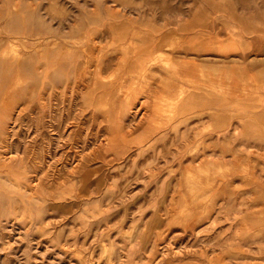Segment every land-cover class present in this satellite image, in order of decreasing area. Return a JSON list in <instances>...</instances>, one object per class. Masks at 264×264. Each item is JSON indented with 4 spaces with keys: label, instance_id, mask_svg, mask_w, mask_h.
I'll return each instance as SVG.
<instances>
[{
    "label": "rangeland",
    "instance_id": "1",
    "mask_svg": "<svg viewBox=\"0 0 264 264\" xmlns=\"http://www.w3.org/2000/svg\"><path fill=\"white\" fill-rule=\"evenodd\" d=\"M0 264H264V0H0Z\"/></svg>",
    "mask_w": 264,
    "mask_h": 264
},
{
    "label": "bare ground",
    "instance_id": "2",
    "mask_svg": "<svg viewBox=\"0 0 264 264\" xmlns=\"http://www.w3.org/2000/svg\"><path fill=\"white\" fill-rule=\"evenodd\" d=\"M61 24V23H60ZM68 25H69V22H68ZM55 26V25H54ZM74 26V25H73ZM75 27H76V25H75ZM113 27V26H112ZM58 28H59V26H58ZM57 28V29H58ZM77 28V27H76ZM113 28H115V27H113ZM55 29H56V27H55ZM74 29V28H73ZM117 29H118V27H117ZM82 29H80L79 30V32L81 31ZM116 30V29H115ZM119 30V29H118ZM59 31H61L62 32V30H59ZM65 32H67V31H65ZM117 32V31H116ZM130 32V31H129ZM54 33V32H53ZM84 33V32H83ZM87 33V32H86ZM55 35V34H54ZM81 35V34H80ZM129 35V34H128ZM50 36V35H49ZM76 36V35H75ZM82 37V36H81ZM129 37V36H128ZM67 38V37H66ZM75 38V37H74ZM77 38V37H76ZM92 38V37H91ZM95 38V37H94ZM52 39V38H51ZM54 39V38H53ZM56 39V38H55ZM58 39V38H57ZM61 39V38H60ZM59 39V40H60ZM78 39V38H77ZM85 39V38H84ZM87 39V38H86ZM165 39H166V35H163V36H161L160 37V39L158 40V41H156V45L157 46H164L165 44H164V42H165ZM49 40V39H48ZM75 40V39H74ZM91 40V39H90ZM128 40V39H127ZM146 41H148L147 39H145ZM62 41V40H61ZM70 41V40H69ZM186 41V40H185ZM197 41V40H196ZM206 41V40H205ZM47 42V41H46ZM83 42H84V40H83ZM188 43H190L189 41H187ZM64 43H65V41H64ZM80 43H81V41H80ZM88 43V42H87ZM66 44V43H65ZM58 45H60V44H58ZM77 45H79L78 43H77ZM193 45H195L194 44V42H193ZM74 46V45H73ZM131 46V45H130ZM199 46V45H198ZM203 46V45H202ZM205 46V45H204ZM44 47V46H43ZM47 48V47H46ZM61 48V47H60ZM75 48H77L76 46H75ZM90 48V47H89ZM43 49H45V48H43ZM65 49V48H64ZM128 49V48H127ZM130 49V48H129ZM233 49V48H232ZM56 50V49H55ZM61 50V49H60ZM63 50V49H62ZM92 50H94V49H92ZM126 50V49H125ZM157 50V49H156ZM226 50V45L222 48V51H225ZM229 50H231V49H229ZM45 51V50H44ZM52 51V50H51ZM50 51V52H51ZM56 51H59L58 49L56 50ZM86 51H87V49H86ZM90 51H91V49H90ZM90 51H87V52H90ZM160 51V50H159ZM165 51V50H164ZM43 52V51H42ZM49 52V53H50ZM62 52H64V51H62ZM93 52V51H92ZM137 52V51H136ZM150 52V51H149ZM172 52V51H171ZM53 54H54V50H53V52H52ZM57 53V52H56ZM68 53H70V52H68ZM73 53V52H72ZM79 53H81V52H79ZM128 53V52H127ZM129 53H130V51H129ZM46 54V53H45ZM53 54H51V56L53 55ZM58 54V53H57ZM67 54V53H66ZM74 54V53H73ZM73 54H70V55H73ZM118 54V53H117ZM47 55H48V53H47ZM89 55V54H88ZM91 55H92V53H91ZM128 55V54H127ZM40 56V55H39ZM50 56V57H51ZM59 56V55H58ZM60 56H61V54H60ZM75 56V55H74ZM119 56V55H118ZM150 56V55H149ZM153 56V55H152ZM38 57V56H37ZM49 57V56H48ZM49 57V58H50ZM54 57V56H53ZM62 57V56H61ZM116 57V56H115ZM122 57V56H121ZM120 57V58H121ZM131 57V56H130ZM158 57V56H157ZM171 57V56H170ZM176 57V56H175ZM39 58V57H38ZM56 58V57H55ZM35 59H37L36 58V56H35ZM52 59V58H51ZM73 59V58H72ZM95 59H96V57H95ZM100 59V58H99ZM113 59V58H112ZM124 59V58H123ZM136 59V58H135ZM152 59V58H151ZM157 59V58H156ZM161 59V58H160ZM43 60V59H42ZM54 60V59H53ZM69 60V59H68ZM76 60V59H75ZM80 60V59H79ZM83 60V59H82ZM91 60H92V58H91ZM90 60V61H91ZM118 60H119V58H118ZM125 60H126V58H125ZM192 60V59H191ZM37 61V60H36ZM48 61V60H47ZM67 61V60H66ZM71 61H73V60H70V62ZM84 61V60H83ZM88 61V60H87ZM99 61V60H98ZM113 61V60H112ZM116 61V60H115ZM180 61V60H179ZM55 62V61H54ZM101 62H103V61H101ZM108 62V61H107ZM111 62V61H110ZM110 62H109V64H110ZM125 62V61H124ZM138 62H139V60H138ZM150 62H151V60H150ZM186 62H187V60H186ZM67 63V62H66ZM90 63V62H89ZM100 63V62H99ZM105 64H106V62H104ZM126 63V62H125ZM124 63V64H125ZM149 63V62H148ZM152 63V62H151ZM150 63V64H151ZM165 62H161V64H164ZM166 63H167V61H166ZM111 64H113V62L111 63ZM123 64V65H124ZM135 64H137L136 62H135ZM203 64V63H202ZM25 65V64H24ZM54 65H55V63H54ZM67 65H68V63H67ZM75 65V64H74ZM85 65H87V64H85ZM85 65H83V66H85ZM108 65V64H107ZM186 65V64H185ZM82 66V67H83ZM89 66V65H88ZM68 67V66H67ZM81 67V66H80ZM109 67V66H108ZM123 67V66H122ZM155 67V66H154ZM161 67V66H160ZM191 67H192V65H191ZM73 68H74V66H73ZM123 68H125V67H123ZM133 68V67H132ZM163 68V67H162ZM182 67H180V69H181ZM106 69V68H105ZM53 70V69H52ZM55 70V69H54ZM69 70V69H68ZM75 70V69H74ZM79 70V69H78ZM131 70V69H130ZM133 70V69H132ZM143 70V69H142ZM152 70V69H151ZM168 70H170V69H168ZM202 70V69H201ZM206 70V69H205ZM209 70V69H208ZM88 71V70H87ZM113 71V70H112ZM116 71H117V69H116ZM134 72L136 71V70H133ZM203 71V70H202ZM74 72V71H73ZM72 72V73H73ZM138 72V71H137ZM179 72H180V70H179ZM182 72V71H181ZM196 72V71H195ZM78 73H79V71H78ZM83 73V72H82ZM101 73V72H100ZM103 73V72H102ZM133 73V72H132ZM169 73V72H168ZM184 73V72H183ZM194 73V72H193ZM211 73V72H210ZM210 73H209V75H210ZM86 74V73H85ZM87 74H89V73H87ZM110 74V73H109ZM146 74V73H145ZM167 74V73H166ZM179 74V73H178ZM186 74V73H185ZM196 74V73H195ZM59 75V74H58ZM77 75V74H76ZM82 75V74H81ZM111 75V74H110ZM116 75V74H115ZM121 75V74H120ZM133 75V74H132ZM181 75H182V73H181ZM187 75V74H186ZM192 75V74H191ZM205 75V74H204ZM79 76V75H78ZM86 76V75H85ZM89 76V75H88ZM93 76V75H92ZM95 76V75H94ZM125 76V75H124ZM148 75H146V76H143V77H145V78H148L147 77ZM208 76V75H207ZM206 76V77H207ZM212 76V75H211ZM248 76V75H247ZM71 77H72V75H71ZM77 77V76H76ZM112 77V76H111ZM132 77V76H131ZM179 77H180V75H179ZM199 77V76H198ZM205 77V78H206ZM249 77V76H248ZM55 78V77H54ZM69 78V77H68ZM115 78V77H114ZM122 78V77H121ZM134 78V77H133ZM150 78V77H149ZM149 78L147 79V80H149ZM173 78V77H172ZM175 78H176V76H175ZM182 78V77H181ZM77 79V78H76ZM162 79V78H161ZM169 79H170V77H169ZM6 80V79H5ZM64 80V79H63ZM66 80V79H65ZM68 80V79H67ZM80 80V79H79ZM89 80H90V78H89ZM100 80V79H99ZM102 80V79H101ZM135 80V79H134ZM137 80V79H136ZM163 80V79H162ZM171 80V79H170ZM181 80V79H180ZM69 81V80H68ZM71 81V80H70ZM69 81V82H70ZM120 81V80H119ZM164 81V80H163ZM194 81V80H193ZM200 81V80H199ZM145 82V81H144ZM147 83H148V81H146ZM156 82H157V80H156ZM168 82V81H167ZM170 82V81H169ZM180 82V81H179ZM182 82V81H181ZM185 82V81H184ZM253 82V81H252ZM125 83V82H124ZM192 83V82H191ZM254 83V82H253ZM89 84V83H88ZM126 84V83H125ZM168 84V83H167ZM255 84V83H254ZM12 85V84H11ZM52 85V84H51ZM68 85V84H67ZM93 85V84H92ZM196 85H197V83H196ZM195 85V86H196ZM56 86V85H55ZM58 86V85H57ZM63 86H65V85H63ZM124 86V85H123ZM169 86H171L172 87V85H169ZM181 86V85H180ZM179 86V87H180ZM192 85H190V87H191ZM194 86V87H195ZM51 87V86H50ZM49 87V88H50ZM76 87V86H75ZM125 87V86H124ZM142 87V86H141ZM148 87V86H147ZM156 87V86H155ZM189 87V86H188ZM187 87V88H188ZM201 87V86H200ZM48 88V89H49ZM63 88V87H62ZM66 88V87H65ZM106 88V87H105ZM152 88V87H151ZM176 88V87H175ZM178 88V87H177ZM11 89V88H10ZM77 89V88H76ZM156 89H157V87H156ZM212 89V88H211ZM74 90V89H73ZM104 90V89H103ZM118 90V89H117ZM200 90V89H199ZM202 90V89H201ZM50 91V90H49ZM84 91H85V89H84ZM127 91V90H126ZM194 89H191V90H186V89H182V88H180L179 90H178V95H180V97L182 96H185V94H187L188 96L186 97V98H191L192 96H194ZM219 91V90H218ZM223 92V91H222ZM247 92V91H246ZM250 92V91H249ZM51 93V92H50ZM76 93V92H75ZM152 93H153V90H152ZM163 93H164V91H163ZM206 93V92H205ZM218 93V92H217ZM248 93V92H247ZM226 94H227V92H226ZM254 94V93H253ZM48 95V94H47ZM127 95V94H126ZM125 95V96H126ZM141 95V94H140ZM163 95V94H162ZM120 96H122V95H120ZM128 96V95H127ZM143 96V95H142ZM207 96H205V102L207 103V101H208V104H209V100H207L208 98H206ZM224 97V96H223ZM128 98V97H127ZM144 98V97H143ZM163 98V97H162ZM112 99V98H111ZM121 99V98H120ZM148 99V98H147ZM166 99V98H165ZM125 100V99H124ZM137 100H138V98H137ZM146 100V99H145ZM149 100V99H148ZM220 100V99H219ZM115 101V100H114ZM117 101V100H116ZM138 102H139V100H138ZM170 102V101H169ZM106 103V102H105ZM119 103H120V101H119ZM139 103H141V102H139ZM174 103V102H173ZM180 103V102H179ZM114 104V103H113ZM150 104V103H149ZM6 105V104H5ZM116 105H117V103H116ZM139 105V104H138ZM137 105V106H138ZM158 105H160V104H158ZM168 105V104H167ZM170 105V104H169ZM104 106H105V104H104ZM118 106V105H117ZM116 106V107H117ZM161 106V105H160ZM190 106V105H189ZM139 107H140V105H139ZM143 107V106H142ZM169 107V106H168ZM191 107V106H190ZM88 108V107H87ZM144 108V107H143ZM45 109V108H44ZM116 109V108H115ZM133 109V108H132ZM138 109V108H137ZM137 109H135V110H137ZM194 109V108H193ZM6 110V109H5ZM117 110V109H116ZM142 110V109H141ZM143 110H145V109H143ZM173 110V109H172ZM196 110V109H195ZM118 111V110H117ZM134 112V111H133ZM136 112V111H135ZM161 112V111H160ZM119 113V112H118ZM149 113V112H148ZM115 114H117V112L115 113ZM137 114V113H136ZM172 115V114H171ZM69 116H70V114H69ZM117 116H118V114H117ZM182 116V115H181ZM2 117V116H1ZM97 117V116H96ZM105 117V116H104ZM123 117V116H122ZM94 118V117H93ZM111 118H113V116H111ZM153 118V117H152ZM4 119V118H3ZM91 119V118H90ZM94 119H96V118H94ZM104 119V118H103ZM181 119V118H180ZM189 119V118H188ZM2 120V119H1ZM92 120V119H91ZM113 120V119H112ZM126 120V119H125ZM128 120V119H127ZM126 120V122H128ZM133 120V119H132ZM136 121V120H135ZM159 121V120H158ZM164 121V120H163ZM116 122H117V120H116ZM120 122V121H119ZM173 122V121H172ZM182 122H184V120L182 121L181 120V123ZM3 123H5V122H3ZM110 123V122H109ZM147 123H149V122H147ZM152 123H154L153 121H152ZM156 123V122H155ZM154 123V124H155ZM179 123V122H178ZM6 124V123H5ZM111 124V123H110ZM144 124V123H143ZM157 124V123H156ZM161 124H163V123H161ZM170 125H171V123H169ZM174 124V123H173ZM175 124H177V123H175ZM109 125V124H108ZM151 125V124H150ZM146 126V125H145ZM152 126V125H151ZM175 126V125H174ZM144 127V126H143ZM174 128V127H173ZM6 129V128H5ZM109 129V128H108ZM112 129V128H111ZM111 129H109V130H111ZM146 129V128H145ZM149 130H150V127L148 128ZM191 129V128H190ZM198 129V128H197ZM133 130V129H132ZM136 130V129H135ZM138 130V129H137ZM155 130H158V129H155ZM201 130V129H200ZM120 131V130H119ZM140 131H141V128H140ZM139 131V132H140ZM161 131V130H160ZM160 131H159V133H160ZM122 132H123V130H122ZM153 132V131H152ZM157 132V131H156ZM169 132V131H168ZM196 132V131H195ZM138 133V132H137ZM141 133V132H140ZM163 133V132H162ZM162 133H160V134H162ZM179 133V132H178ZM198 133V132H197ZM6 134V133H5ZM139 134V133H138ZM148 134V133H147ZM145 135V134H144ZM144 135H142L143 137H144ZM86 136V135H85ZM111 136V135H110ZM117 136V135H116ZM137 136V135H136ZM200 136V135H199ZM138 137V136H137ZM160 137V136H159ZM150 138V137H149ZM195 138V137H194ZM106 139H108V138H106ZM139 139V138H138ZM141 139V138H140ZM2 140H3V138H2ZM155 140H156V137H155ZM154 140V141H155ZM147 141H148V139H147ZM146 141V142H147ZM150 141V140H149ZM121 142V141H120ZM108 143V142H107ZM116 143H117V141H116ZM139 143V142H138ZM117 144H119V142L117 143ZM153 144V143H152ZM145 145V144H144ZM126 146V145H125ZM99 147V146H98ZM100 148V147H99ZM98 148V149H99ZM108 148H110V147H108ZM140 148V147H139ZM146 148V147H145ZM149 148V147H148ZM129 149V148H128ZM141 149V148H140ZM103 150V149H102ZM119 150V149H118ZM137 150V149H136ZM98 151H100V150H98ZM92 152H93V150H92ZM96 152V151H95ZM117 152V151H116ZM111 153V152H110ZM138 153H139V151H138ZM93 154L95 155V154H98V153H94L93 152ZM117 154V153H116ZM100 155H102V154H99V156ZM113 155H114V152H113ZM81 156V155H80ZM96 157V156H95ZM95 157H94V159H95ZM114 157V156H113ZM116 158V157H115ZM114 159V158H113ZM112 159V160H113ZM85 160V159H84ZM108 160V159H107ZM100 161V160H99ZM114 161V160H113ZM3 162V161H2ZM107 163V162H106ZM110 162H108V164H109ZM204 163V162H203ZM4 166V165H3ZM88 166V165H87ZM87 166H85V167H87ZM79 167V166H78Z\"/></svg>",
    "mask_w": 264,
    "mask_h": 264
}]
</instances>
